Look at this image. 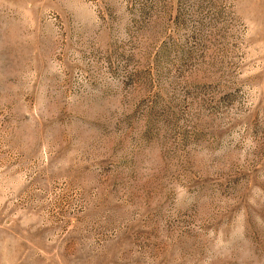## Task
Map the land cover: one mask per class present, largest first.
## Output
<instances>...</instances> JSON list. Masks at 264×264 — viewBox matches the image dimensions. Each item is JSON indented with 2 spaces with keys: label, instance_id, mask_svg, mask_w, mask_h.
Returning a JSON list of instances; mask_svg holds the SVG:
<instances>
[{
  "label": "rangeland",
  "instance_id": "rangeland-1",
  "mask_svg": "<svg viewBox=\"0 0 264 264\" xmlns=\"http://www.w3.org/2000/svg\"><path fill=\"white\" fill-rule=\"evenodd\" d=\"M0 264H264V0H0Z\"/></svg>",
  "mask_w": 264,
  "mask_h": 264
}]
</instances>
